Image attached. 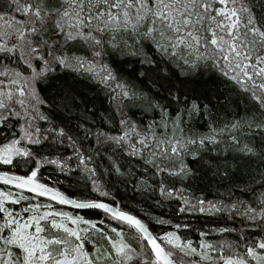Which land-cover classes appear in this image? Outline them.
<instances>
[{
	"label": "snow or ice",
	"instance_id": "obj_1",
	"mask_svg": "<svg viewBox=\"0 0 264 264\" xmlns=\"http://www.w3.org/2000/svg\"><path fill=\"white\" fill-rule=\"evenodd\" d=\"M0 264H264V0H0Z\"/></svg>",
	"mask_w": 264,
	"mask_h": 264
},
{
	"label": "trees",
	"instance_id": "obj_2",
	"mask_svg": "<svg viewBox=\"0 0 264 264\" xmlns=\"http://www.w3.org/2000/svg\"><path fill=\"white\" fill-rule=\"evenodd\" d=\"M122 195H124L125 196V198L127 197V196H131V195H133L131 192H127V193H123L122 192ZM139 197H137V199H138Z\"/></svg>",
	"mask_w": 264,
	"mask_h": 264
}]
</instances>
